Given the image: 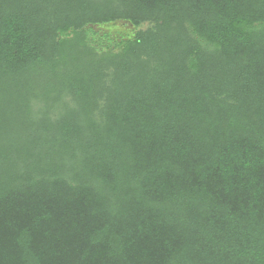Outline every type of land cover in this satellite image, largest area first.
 <instances>
[{"label": "trees", "instance_id": "1", "mask_svg": "<svg viewBox=\"0 0 264 264\" xmlns=\"http://www.w3.org/2000/svg\"><path fill=\"white\" fill-rule=\"evenodd\" d=\"M0 264H264V0H0Z\"/></svg>", "mask_w": 264, "mask_h": 264}, {"label": "rangeland", "instance_id": "2", "mask_svg": "<svg viewBox=\"0 0 264 264\" xmlns=\"http://www.w3.org/2000/svg\"><path fill=\"white\" fill-rule=\"evenodd\" d=\"M92 31H91L92 34L91 36L95 37L94 39H96L97 43L101 42L102 44L107 43V41L105 42L101 41V39L106 38L103 37V35L107 32L111 33L114 36V39L117 40L126 38L134 33V29L131 26H124L121 22L120 23L116 22L105 26H95L92 28ZM94 32H96L97 35H95Z\"/></svg>", "mask_w": 264, "mask_h": 264}]
</instances>
